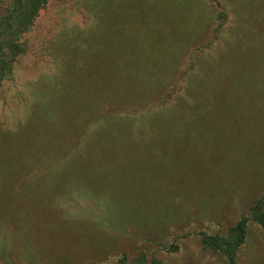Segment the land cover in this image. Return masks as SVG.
I'll use <instances>...</instances> for the list:
<instances>
[{
	"label": "rangeland",
	"instance_id": "rangeland-1",
	"mask_svg": "<svg viewBox=\"0 0 264 264\" xmlns=\"http://www.w3.org/2000/svg\"><path fill=\"white\" fill-rule=\"evenodd\" d=\"M12 15L0 264H229L206 241H231L264 200V0H47ZM233 256L264 264L253 219Z\"/></svg>",
	"mask_w": 264,
	"mask_h": 264
},
{
	"label": "trees",
	"instance_id": "trees-1",
	"mask_svg": "<svg viewBox=\"0 0 264 264\" xmlns=\"http://www.w3.org/2000/svg\"><path fill=\"white\" fill-rule=\"evenodd\" d=\"M47 0H12V16H20L21 14H29L33 18L37 10L43 6ZM18 16H17V15ZM11 15L7 17H2L0 19V38L7 41L10 35V30L14 28V24L11 22ZM19 21V20H17ZM11 50H14L13 47L10 46ZM2 70V61H0V71ZM247 219H253L256 221L261 227L264 228V200L259 201L254 207L251 208L249 216L244 218L240 224L231 229L230 236H233L231 241H222L219 238L210 239V243L206 241V244L216 251H222L227 256L229 264H235V259L233 256V249L235 250L239 246H241L244 242V227L247 222Z\"/></svg>",
	"mask_w": 264,
	"mask_h": 264
}]
</instances>
